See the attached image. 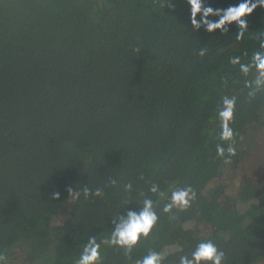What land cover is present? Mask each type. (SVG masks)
I'll use <instances>...</instances> for the list:
<instances>
[{
	"label": "trees",
	"instance_id": "trees-1",
	"mask_svg": "<svg viewBox=\"0 0 264 264\" xmlns=\"http://www.w3.org/2000/svg\"><path fill=\"white\" fill-rule=\"evenodd\" d=\"M171 2L174 8L161 7L167 0H0V253L7 264H75L89 237L110 238L113 218L139 211L145 198L158 216L149 238L130 258L101 243L100 264H135L149 251L161 253L162 264H179L209 240L226 254L223 264H264V160L244 146L249 129L264 127V92L250 101L245 80L255 70L245 77L230 63L264 51V7L246 17L237 41V25L225 34L196 31L186 0ZM240 2L204 0L213 9ZM224 96L237 100L231 164L216 152L217 144L227 148L219 139ZM154 184L164 197L151 192ZM69 186L81 194L68 204ZM186 186L196 191L191 206L164 213L171 192ZM85 187L103 196L85 198Z\"/></svg>",
	"mask_w": 264,
	"mask_h": 264
},
{
	"label": "clouds",
	"instance_id": "clouds-1",
	"mask_svg": "<svg viewBox=\"0 0 264 264\" xmlns=\"http://www.w3.org/2000/svg\"><path fill=\"white\" fill-rule=\"evenodd\" d=\"M154 2H158V0H154ZM186 3L190 5L191 25L194 30L199 31L203 27L209 34H215L217 31L225 34L228 32L229 26L235 24L238 26V32L235 36L237 41H241L248 30L246 17L251 16L258 7H264V0H255V2L254 0H242L239 4L229 6L226 9H213L210 6H205L204 0H186ZM161 7L174 8V4L171 0H167L166 4L161 3ZM212 16L218 17V20L211 21L209 18ZM198 17L201 19L198 20ZM260 48L264 49V39L260 40ZM206 52V48H201L199 55L203 57ZM245 55L247 54L245 53ZM230 63L234 66L238 65L241 74L245 77H248L253 69L255 70L254 78L245 80V87L249 89L248 96L250 101L256 98L257 93L264 92V51L253 53L250 63H242L239 57L230 58ZM226 83L227 81H225ZM236 105L235 96H224L222 97V106L218 110L221 128L219 139L227 144V148L222 144H217L216 152L225 164H231V157L236 155L235 133L230 126L234 122ZM141 179H143V176H141ZM109 183L113 186L116 185L114 179L110 180ZM150 190L154 195L158 194L160 197L165 195L160 191L158 185H152ZM66 191L69 196L68 204L72 200L78 199L81 194V191H75L71 186ZM125 191L131 192L132 185H125ZM82 193L85 198L91 195L96 197L103 196V191L99 188L93 193L88 187H85ZM51 196L55 201L61 199L58 191L53 192ZM195 199L196 191L191 186L175 189L171 192L169 202L164 205L163 212L171 214L174 209L186 211ZM170 218L175 219L174 216ZM157 221L158 216L154 210L153 200L145 198L139 211L128 210L126 215L120 214L113 218L110 238H105L98 243L96 237H89L75 264H100L101 243L118 247L123 250L126 257L130 258L133 249L138 246L141 239L149 238ZM162 260L163 256L161 253L149 251L146 256L137 260L135 264H162ZM225 260L226 254L209 240L199 243L191 253V258L186 255L181 256L179 264H223ZM0 264H7V256L3 253H0Z\"/></svg>",
	"mask_w": 264,
	"mask_h": 264
},
{
	"label": "rangeland",
	"instance_id": "rangeland-1",
	"mask_svg": "<svg viewBox=\"0 0 264 264\" xmlns=\"http://www.w3.org/2000/svg\"><path fill=\"white\" fill-rule=\"evenodd\" d=\"M245 136H246V138H245L246 142H244V146H247L246 143L249 142L250 145L252 146L253 152L256 153L258 161L262 160V159L264 160V127L254 126V128L249 129L248 133ZM238 180L239 179L235 180L236 183L230 187V189L228 190V193L235 195L234 192L237 189V186H238L237 181ZM64 216H65V214H64L63 210L60 211L56 216V223L57 224L61 223L64 219Z\"/></svg>",
	"mask_w": 264,
	"mask_h": 264
}]
</instances>
